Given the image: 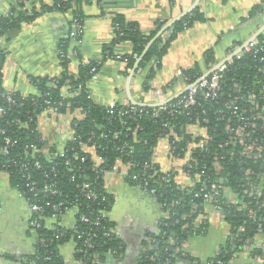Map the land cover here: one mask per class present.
Segmentation results:
<instances>
[{"label": "trees", "instance_id": "16d2710c", "mask_svg": "<svg viewBox=\"0 0 264 264\" xmlns=\"http://www.w3.org/2000/svg\"><path fill=\"white\" fill-rule=\"evenodd\" d=\"M78 6V0H56L52 5H46L43 2L36 5L33 0H13L9 12L0 14V38L11 30L19 28L21 24L32 22L48 10H72L74 18L84 23L85 16ZM262 6H264V0L254 6L252 13ZM197 13L198 10H194L175 22L167 30V37L164 34L161 35L151 45L137 71L146 68L152 59H158L159 64L175 32L190 26ZM164 24L165 22H157L155 30L145 33L137 22L126 21L118 14L113 18L114 36L104 43L102 59L86 63L81 61L77 76L71 74L69 70V40H67L60 52L62 73L53 77H31L32 83L38 89L37 94L24 96L4 89L0 69V107L3 108V111H0V131H5V134L0 132V170L7 171L12 184L24 190V172L19 165L24 162H30L33 165L34 161H40L42 167L32 170L34 176L40 181L38 198L42 200L37 199L38 202L49 201L51 204L62 202L63 211L77 205L79 212L75 229L87 230L91 223L82 222L80 220L82 214L95 219L101 209H108L114 202V197L107 194L105 190L104 175L113 171L114 167L121 169L125 165L128 167L126 180L129 183L143 189L147 186L148 189L156 190L153 196L160 201L166 212L161 219L158 238L173 248L181 246L191 235L203 233L204 225H196V216L204 210L206 202L204 194L211 190L213 184L222 185L228 191L238 195V204H231L225 190L220 189V194L217 195L218 201L215 203L220 206L224 218L230 223L232 235L227 246L213 261H210V264H230L233 255L244 249L245 244H249L260 232L264 235V208H256L254 205V214L239 208L243 201L254 203L259 200V198H248L244 190L259 185L257 177L264 171V168L262 169L264 162L246 159L241 154L242 145L230 142L229 138L234 133L226 129L227 116H232L231 125L235 129L238 123L236 114L230 112L226 117H221L216 111L224 109L227 101L240 96L237 100L238 106L249 116L253 111H250L247 99L252 90L257 95L261 106H264V77L259 71L260 67H264V49L245 50L240 56H235L234 63L226 73L222 93L217 98L200 100L199 108L195 112L197 114L202 109H206L209 121L201 126L206 128L209 135L213 137V141L207 150L197 145L193 148L195 159L191 162V168L186 167L195 180L191 187L182 188L176 180V171L165 172L159 163L151 164V159L160 139L170 134V128L164 125V121L174 125V130L186 137L184 142H187L188 137L185 133L186 129H183L181 125H191L193 121L168 111L160 116H154L153 112L157 108L155 106L116 103L114 107H110L95 102L90 96L88 81L95 72L99 71L103 62L109 57L120 56L118 58L127 61V65L132 68L137 61L134 55L138 57L142 55L147 43ZM258 39L264 45V32ZM124 42L131 43L130 53H123L119 49ZM0 55H2L1 48ZM211 57V53H208L210 62L213 61ZM154 72L151 68L148 77H152ZM200 75L202 72L194 68L184 73V76L190 77L191 81H195ZM235 82L240 83L239 90L234 87ZM65 87L69 88V95H65L63 90ZM7 93L15 98L14 103L7 100ZM178 98L166 105L172 109ZM131 106L137 108L135 112L120 114L121 110L130 109ZM47 107L53 109L51 117L72 113L75 110H80L82 113V116L73 119L75 124L73 127L78 139L70 140L66 144L64 156L56 154L59 151L56 145H50L38 128V117L45 113ZM262 111L264 113V109ZM256 122L258 127L263 124L260 120ZM24 123L26 125L22 126ZM5 135H9L15 141L8 154L2 152ZM253 136L260 140L264 139V129H256ZM172 137L170 135V139ZM188 139L192 142L190 138ZM30 144H36L38 150L33 152L27 147ZM94 152L102 157L101 162L95 163ZM215 153L224 156L221 159V169L213 167ZM118 158L121 163L117 166L115 164ZM68 160L69 163H67ZM185 161L186 158L184 163ZM248 169L251 173L246 175ZM134 176L137 177L134 178ZM86 181L93 182L95 190L105 195L106 201L98 202L86 196L83 190V183ZM52 182H55V188L59 190L57 194L50 193ZM261 189L264 190V188ZM55 212L59 210H54L51 206L46 216L51 217ZM241 226L244 227L243 230H240ZM75 229L68 230L63 226H57L55 229H47L45 226L38 228L36 252L29 256L28 260L36 264H63L59 245L72 238ZM94 231L97 237L92 240L95 244L93 248L87 246L84 239L77 240L75 257L82 264H97L106 260L108 255L121 251V242L114 232V224L106 217L101 220L100 227H96ZM106 232H109V235H106ZM179 255L183 254L180 252ZM250 255L262 256L264 250L261 247H254Z\"/></svg>", "mask_w": 264, "mask_h": 264}, {"label": "crops", "instance_id": "0c3cea01", "mask_svg": "<svg viewBox=\"0 0 264 264\" xmlns=\"http://www.w3.org/2000/svg\"><path fill=\"white\" fill-rule=\"evenodd\" d=\"M12 1L1 0L0 14L9 12ZM33 1L36 5L41 2L52 5L56 0ZM194 2L195 0H78V7L85 16L83 40L78 47L79 57L74 54L76 42L69 36L73 26V11L48 10L32 22L23 23L0 38V56L4 58L0 65L2 85L7 91L24 96L37 94L38 89L31 77H53L62 73L60 52L67 40L69 70L77 76L81 61L86 63L102 59L104 43L114 36L113 18L118 14L126 21L137 22L145 33H150L156 29L157 22L167 24L187 11ZM261 2L262 0H199L196 8L187 14L198 10L195 19L187 28L175 32L159 64L158 59H152L146 68L136 71L130 84L132 96L144 103L175 99L173 97L186 89L183 78L186 70L194 68L206 73L211 63L224 60L260 30L264 25V6L255 13H252V9ZM163 34L165 37L168 35L167 31ZM119 49L123 53H130L132 45L124 42ZM244 51L245 48L236 56ZM208 53H211V62ZM132 68L127 65V61L109 57L102 63L96 77L88 81L91 98L104 105L131 104L127 78ZM151 68L155 72L152 77H148ZM68 89H63L65 95H69ZM80 116V110L54 115V118L42 114L38 128L50 145L61 148L70 140L73 119ZM167 144L168 140L161 138L155 148L161 169L165 172L176 171V180L182 188L193 186V181L181 168L184 159L175 162L168 153ZM127 168L124 165L121 169L104 175L105 190L114 197V202L106 209V218L114 224V232L121 242V251L108 255L106 260L97 264H210L227 246L232 235L231 225L222 211L216 209L212 202L206 201L204 210L196 216V225H204L203 233L193 234L180 247L173 248L158 238L161 219L166 215L162 204L154 196L146 194L126 180ZM257 178L261 188H264V171ZM223 188L228 199H238L237 194L224 186ZM31 218L28 201L12 184L9 173L0 170V264H36L28 260L36 252L39 236L37 229L31 225ZM77 223L76 213L69 211L60 218H46L44 226L47 229L63 226L72 230ZM249 245L248 248L237 251L230 264H264V255H250L254 247L264 245V235L258 233ZM76 251L77 242L73 238L60 244L63 264H79L75 257ZM180 252L183 255H179ZM157 255L160 259L155 260Z\"/></svg>", "mask_w": 264, "mask_h": 264}, {"label": "built area", "instance_id": "2783aa9c", "mask_svg": "<svg viewBox=\"0 0 264 264\" xmlns=\"http://www.w3.org/2000/svg\"><path fill=\"white\" fill-rule=\"evenodd\" d=\"M73 28L69 32L70 38L74 39L76 42V49H74V54L75 56L78 55V47H80L82 40H83V33H84V23L73 17ZM255 49L256 51L258 50H263L264 45L261 44L259 39H255L252 42L248 44V46L245 48L246 51H251ZM120 57V56H118ZM136 59H138V55H134ZM233 59L227 60L223 65H221L219 68H217L215 71L210 73L206 77H202L200 75L195 81H191L190 77L184 76V82L186 85V88H188L184 93H182L179 98L176 100V102L173 105V108L170 109L167 105H159L155 106L157 107L153 115L154 116H160L164 112H169L171 114H175L177 116H185L187 119L190 121H193V124L191 125H181L183 129H186V135L188 138L192 140V142L189 141L187 138V142H184L186 137L184 135H181L178 133V131L174 130V125H170L169 122L164 121V125L168 126L170 128V134L163 136L162 138H165L168 140L167 144V149L168 153L170 154L171 157L176 161L182 160L186 158V161L184 164H182L181 168H183V173L187 175L190 179H192L193 183L195 180L193 179L192 174L190 173V170H186V167L191 168L192 164L191 162L193 159V148L194 146H199L204 149H208L211 142L213 141V137L209 135V133L206 131V128L202 127V124L208 123L209 117L206 115V109H202L201 112L197 113L195 110L199 108L200 100L206 99V98H217L221 93H222V85L225 81L226 73L230 69V66L234 63ZM263 59V58H262ZM218 62H214L210 64V68L214 67ZM95 70V68H94ZM259 71L263 73L264 77V67H260ZM97 75V72L94 73L92 78H95ZM91 78V79H92ZM53 84V83H52ZM55 85V84H54ZM234 87L236 90H239L241 88V85L239 82L234 83ZM253 91V90H252ZM250 92V96L247 99V102L250 106V111H253L252 114L249 116L244 113L238 106L237 100L240 98V96H236L234 99L227 101L224 104V109L216 111L217 114H219L221 117H226L228 113H234L236 114L235 116L238 118L237 119V124L235 129L232 127L231 123L232 121V116L229 115L227 116V125L226 129L229 131H233V135L230 136L229 140L230 142L234 143H239L242 145V150L241 154L246 158V159H251L254 162H264V139H259L257 137H254V132L256 129H264V113L262 109H264V106H261V104L258 101L257 95L254 92ZM7 100L9 102L14 103L16 100L15 98L7 93ZM116 103H111L110 107H114ZM137 108L135 106H131L130 109L126 110H121L120 114L124 115L130 112H135ZM0 111H3V108L0 107ZM52 107H47L45 111L46 116H52ZM205 114V115H204ZM39 118L37 120V124H39ZM256 120L263 121V124L258 127V124ZM26 125L25 123L22 124V126ZM75 124H72L71 128V141H77L78 136L76 135V132L74 130ZM190 126H195L197 127L196 129L190 128ZM2 134H5L4 130L0 131ZM170 135L173 136L172 139H170ZM69 140V141H70ZM15 144V141L9 136L5 135L4 136V146L2 148V152L8 154L10 152L11 147H13ZM66 146V145H65ZM65 146L58 148V152L56 154L60 156L65 155ZM33 152L38 150V147L36 144H30L27 145ZM94 149V148H93ZM182 154H184L182 156ZM156 153L155 150L153 151V157L151 159V164L158 163L156 159ZM224 158V156H219L217 153H215L214 157V162H213V167L215 169H221V159ZM102 157L98 156L94 152V161L95 163L101 162ZM69 163V160L67 161ZM120 159L118 158L116 160L115 165H119ZM16 166V162L14 163ZM21 170L24 172V190L19 189L21 195L26 198V200L29 203L30 211L32 213V218H31V225L33 228L38 229L42 228L44 226V221L46 218H50V216H46L48 209L52 208L54 210H59V212H55L51 217H56L60 218L62 215H64L66 212L69 211H74L76 215L79 212V207L77 205H74L71 208H66L64 211L62 210L63 203L60 202L58 204L47 201L45 203H42L41 201L38 202L37 199L42 200L38 198L40 191L38 189L40 185V181L34 176L32 170L34 168H41V162L36 160L33 162V165H31L30 162H24L19 165ZM185 167V169H184ZM117 167H114L113 171H117ZM55 171V170H53ZM127 173V171H126ZM251 173V170L248 169L246 171V175H249ZM56 176V175H55ZM137 176H134L136 178ZM249 179V178H248ZM51 194H57L59 192L58 189L55 188V182H52L50 184ZM140 188V187H139ZM142 189L146 194L148 195H154L156 190L154 188L148 189L147 186ZM220 189L225 190L222 185H217L213 184L211 186V190L207 193L204 194L206 201H210L214 204L216 209L221 210L220 206L215 203V201H218L217 195L220 194ZM83 190L85 191V195L88 196L89 198L96 200L98 202H104L106 201V196L101 195L99 192H97L93 186V182L91 181H86L83 183ZM244 194L247 195L248 198H259L257 202L253 201H243L239 205V208L246 209L248 213L254 214L255 213V207L256 208H264V190L261 189L260 185H255L252 186L251 188H247L244 190ZM198 195V194H197ZM261 198V200H260ZM230 203L233 205L238 204V200L235 198L229 199ZM256 205L254 208L253 206ZM106 217V210H100L99 214L95 219H91L89 216L86 214H82L81 216V221L84 223H91L90 227L87 230H81V229H75L74 231V236L72 237L76 242L79 239H84L85 244L89 247H94L95 244L92 243V240H94L97 237V233L94 231L96 227H100L101 225V220ZM244 227L241 226L240 230H243ZM106 235H109V232L105 233ZM250 245L247 243L245 244V248H248ZM180 247V246H177ZM264 250V245L260 246ZM79 264H82V262H79Z\"/></svg>", "mask_w": 264, "mask_h": 264}, {"label": "water", "instance_id": "95a60500", "mask_svg": "<svg viewBox=\"0 0 264 264\" xmlns=\"http://www.w3.org/2000/svg\"><path fill=\"white\" fill-rule=\"evenodd\" d=\"M0 2H1V0H0ZM198 2H199V0H195V2L193 3V5H192L187 11H185V12L182 13V14H180L178 17L174 18L172 21L168 22V23L165 24L163 27H161V29L156 33V35H155L152 39H150V41L147 43V45H146V47H145V49H144L142 55H141V56L137 59V61L135 62L134 66H133V68L131 69V71H130V73H129V75H128V78H127V92H128V96H129V100H130L131 104H133V105H137V106H138V105H140V106H159V105H163V104L167 103L168 101H171V99H170V100H168V101H164V102H161V103H144V102H139V101H137V100L132 96V94H131V90H130V84H131L132 78L134 77V75H135V73H136V71H137V69H138V67H139V64H140L141 60H142V59L144 58V56L147 54V52H148L149 48L151 47V45H152V44H153V43H154V42H155V41H156L161 35H163V33H164L165 31H167V30H168V29H169V28H170L175 22L181 20V19H182L184 16H186L190 11H192L193 9H195L196 6H197V4H198ZM263 32H264V25L260 28V30H259L254 36H252V37H251L247 42H245V43H244L239 49H237V51H235V52L229 54L224 60L218 62L214 67H212V68L209 69L206 73H204V74L202 75L201 78L208 76L210 73H212V72L215 71L217 68H219L221 65H223L227 60L234 58V57L237 55V53H239V52L242 51L244 48H246L250 42H252L253 40L257 39V38L259 37V35H260L261 33H263ZM3 60H4L3 56H0V65L2 64ZM188 88H189V87H188ZM188 88H186L183 92H185ZM183 92H182V93H183ZM182 93H178V94H177L175 97H173V98L178 97V96L181 95ZM263 167H264V164H263ZM157 245H159V243H157ZM159 246H160V245H159ZM156 248H157V250L159 249L158 246H157ZM163 248H165V247H163ZM170 250H172V248H171ZM157 256H158V257H157ZM157 256L155 257V258H156L155 260H157V258L160 259V258H159V255H157Z\"/></svg>", "mask_w": 264, "mask_h": 264}, {"label": "rangeland", "instance_id": "374dc122", "mask_svg": "<svg viewBox=\"0 0 264 264\" xmlns=\"http://www.w3.org/2000/svg\"><path fill=\"white\" fill-rule=\"evenodd\" d=\"M166 37H167V35H166Z\"/></svg>", "mask_w": 264, "mask_h": 264}]
</instances>
